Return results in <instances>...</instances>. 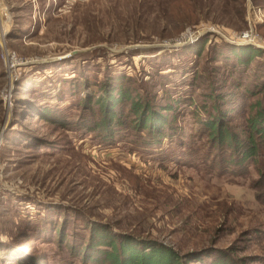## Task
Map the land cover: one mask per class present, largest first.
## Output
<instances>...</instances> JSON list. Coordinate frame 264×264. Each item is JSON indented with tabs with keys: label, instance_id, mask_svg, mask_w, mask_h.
Wrapping results in <instances>:
<instances>
[{
	"label": "rangeland",
	"instance_id": "obj_1",
	"mask_svg": "<svg viewBox=\"0 0 264 264\" xmlns=\"http://www.w3.org/2000/svg\"><path fill=\"white\" fill-rule=\"evenodd\" d=\"M0 3V264H81L74 248L98 224L182 255L233 250L264 264V146L224 170L204 125L225 115L246 141L264 108V0ZM248 46L263 52L245 65ZM112 85L176 133L161 143L127 125L112 140L96 133ZM128 108L115 109L130 124Z\"/></svg>",
	"mask_w": 264,
	"mask_h": 264
},
{
	"label": "trees",
	"instance_id": "obj_2",
	"mask_svg": "<svg viewBox=\"0 0 264 264\" xmlns=\"http://www.w3.org/2000/svg\"><path fill=\"white\" fill-rule=\"evenodd\" d=\"M239 50L241 54L247 55L245 61H242L245 65L250 64L257 54L263 52L261 49L250 46L240 47ZM116 87L112 85L110 90H106L105 101H97L100 104V118L98 121L94 119L91 122L92 130L112 140L127 125L138 133L147 132L154 140L153 142L158 143L170 134L176 133L172 122L168 121L166 116L154 111L149 102L141 99L134 100L131 89L124 85L120 86L117 90L118 96H115ZM87 103L88 107H92V100H88ZM118 103L130 104L127 116L134 117L130 124L122 121L125 112L115 109ZM161 110L171 112L175 109L171 104ZM36 116L45 119L43 113H38ZM225 118V115L216 116L204 124L212 148L213 150L217 148L227 159L220 164L219 167L222 169L243 167L247 161L255 160L261 146H264V108L249 119L250 134L246 141L239 140L225 124H222L226 121ZM257 183L262 188L259 200L264 204V173ZM98 225L101 227L93 230L88 246L74 248L77 252L76 256L82 260L81 264H247L246 259L236 258L233 250H205L182 255L173 247L156 240L141 239L130 234H114L108 230L107 226ZM255 261L264 262V259L255 258Z\"/></svg>",
	"mask_w": 264,
	"mask_h": 264
},
{
	"label": "bare ground",
	"instance_id": "obj_3",
	"mask_svg": "<svg viewBox=\"0 0 264 264\" xmlns=\"http://www.w3.org/2000/svg\"><path fill=\"white\" fill-rule=\"evenodd\" d=\"M4 13H6L5 9L2 7L0 3V42H3L8 30L6 29V23L4 21Z\"/></svg>",
	"mask_w": 264,
	"mask_h": 264
},
{
	"label": "water",
	"instance_id": "obj_4",
	"mask_svg": "<svg viewBox=\"0 0 264 264\" xmlns=\"http://www.w3.org/2000/svg\"><path fill=\"white\" fill-rule=\"evenodd\" d=\"M0 44H1L3 47L5 46V45H4V41H3V42H0ZM75 53H77V52H75ZM75 53L71 54V56L74 55ZM8 126H9V121L7 122V124H6L5 128H4V130H3L2 132H0V137L3 136V134L6 132Z\"/></svg>",
	"mask_w": 264,
	"mask_h": 264
},
{
	"label": "built area",
	"instance_id": "obj_5",
	"mask_svg": "<svg viewBox=\"0 0 264 264\" xmlns=\"http://www.w3.org/2000/svg\"><path fill=\"white\" fill-rule=\"evenodd\" d=\"M1 138V137H0ZM0 144H1V141H0Z\"/></svg>",
	"mask_w": 264,
	"mask_h": 264
}]
</instances>
